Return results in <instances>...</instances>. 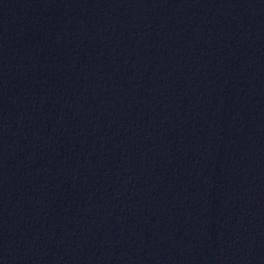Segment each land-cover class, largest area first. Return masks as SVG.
<instances>
[{"label":"water","instance_id":"1","mask_svg":"<svg viewBox=\"0 0 264 264\" xmlns=\"http://www.w3.org/2000/svg\"><path fill=\"white\" fill-rule=\"evenodd\" d=\"M0 264H264V0H0Z\"/></svg>","mask_w":264,"mask_h":264}]
</instances>
